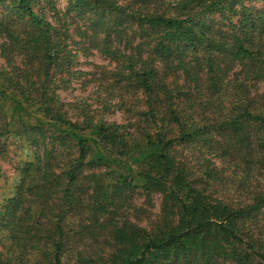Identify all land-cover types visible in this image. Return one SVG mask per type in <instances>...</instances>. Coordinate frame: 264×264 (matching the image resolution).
Segmentation results:
<instances>
[{
  "label": "trees",
  "instance_id": "obj_1",
  "mask_svg": "<svg viewBox=\"0 0 264 264\" xmlns=\"http://www.w3.org/2000/svg\"><path fill=\"white\" fill-rule=\"evenodd\" d=\"M245 1L68 2L95 15L91 44L130 95L129 132L57 95L76 71L68 31L45 16L52 0H0L6 97L37 111L16 125L35 153L0 201V264H264V182L213 189L226 190L229 162L264 170V9ZM209 12L228 24L197 17ZM107 14L134 25V49L113 45ZM137 188L161 195L148 226L131 218Z\"/></svg>",
  "mask_w": 264,
  "mask_h": 264
},
{
  "label": "rangeland",
  "instance_id": "obj_2",
  "mask_svg": "<svg viewBox=\"0 0 264 264\" xmlns=\"http://www.w3.org/2000/svg\"><path fill=\"white\" fill-rule=\"evenodd\" d=\"M69 1L52 0V7L46 6L45 9L46 18L53 22L58 19L59 23H62L68 31L69 48L74 53L75 63L72 70H75L76 74L73 76L72 73H65L63 80L59 82L56 93L62 101L86 105L88 109L94 111L98 118H102L109 123L119 124L123 129L133 132L134 110H131L132 105L128 103L130 95L122 94L117 82L118 77L112 74L116 63L111 62L108 57L91 44L94 30L91 27L90 18H94L95 15L90 14V12L86 16L77 15L73 9L69 10ZM114 1L116 4L121 5V3L124 4L131 0ZM174 1L158 0V6H168ZM244 3L250 7L264 9V0H247ZM108 16L112 18L109 20ZM197 17L213 22L216 27L221 24H228V21L217 12L200 13ZM232 17V20L236 18L235 15ZM114 19H116V22ZM105 20L111 22L110 33L113 45L125 50L134 49V45L138 41V36L134 34V25L125 20L124 17L112 14H107ZM101 37L100 35L99 38ZM9 70L10 68L0 56V74L2 71ZM30 76L32 80L37 79L35 73H31ZM261 89L262 86L258 84L253 88V91ZM10 94L11 88L8 87L7 82L0 75V145H2V151L0 152V201L13 187L17 177V168L32 160L35 153L34 145L30 140L22 137L16 130V125L21 124L24 119H28L31 123L36 121L37 111L35 106H27L28 113H26L24 110L16 108L12 101L6 97ZM119 99H125L126 101L120 102ZM23 104L26 106L24 101ZM70 111L75 113L76 109L73 108ZM6 123L10 132L3 134L1 126ZM143 149L142 142L134 141L132 143L134 153ZM226 171L225 175H229L226 184L223 186L226 190L221 191L222 185H216L213 188L214 191L218 189V195L221 192L230 191V195L233 197L244 196L257 181L264 182V170L256 164H251L247 170H244L243 163L235 165L234 162H229ZM132 202L139 209L133 213L131 218L143 226H148L160 214L161 195L157 192L146 194L140 188H137L134 191ZM2 235L5 236L4 232H2Z\"/></svg>",
  "mask_w": 264,
  "mask_h": 264
}]
</instances>
